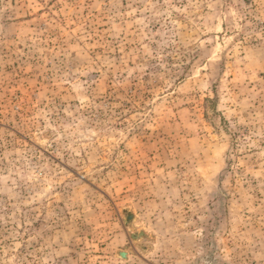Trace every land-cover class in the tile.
I'll list each match as a JSON object with an SVG mask.
<instances>
[{
    "label": "rangeland",
    "instance_id": "obj_1",
    "mask_svg": "<svg viewBox=\"0 0 264 264\" xmlns=\"http://www.w3.org/2000/svg\"><path fill=\"white\" fill-rule=\"evenodd\" d=\"M0 264H264V0H0Z\"/></svg>",
    "mask_w": 264,
    "mask_h": 264
},
{
    "label": "water",
    "instance_id": "obj_2",
    "mask_svg": "<svg viewBox=\"0 0 264 264\" xmlns=\"http://www.w3.org/2000/svg\"><path fill=\"white\" fill-rule=\"evenodd\" d=\"M129 218H133V214H130ZM131 236H132V238H137V237H141V236H146V234H145V232H140V233H137V234H131ZM119 254L123 258H128V253L126 251H119Z\"/></svg>",
    "mask_w": 264,
    "mask_h": 264
},
{
    "label": "bare ground",
    "instance_id": "obj_3",
    "mask_svg": "<svg viewBox=\"0 0 264 264\" xmlns=\"http://www.w3.org/2000/svg\"><path fill=\"white\" fill-rule=\"evenodd\" d=\"M125 254V253H124Z\"/></svg>",
    "mask_w": 264,
    "mask_h": 264
}]
</instances>
